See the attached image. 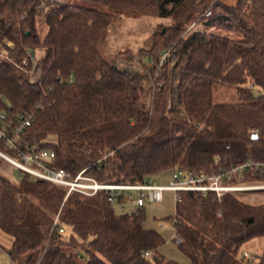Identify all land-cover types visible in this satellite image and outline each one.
Wrapping results in <instances>:
<instances>
[{
  "label": "trees",
  "instance_id": "1",
  "mask_svg": "<svg viewBox=\"0 0 264 264\" xmlns=\"http://www.w3.org/2000/svg\"><path fill=\"white\" fill-rule=\"evenodd\" d=\"M123 15L158 22L135 53L109 59L101 47ZM219 89L235 100L216 101ZM1 112L31 121L18 150L52 149L55 168L86 169L98 183L141 184L176 167L209 175L264 165V0H0ZM0 152L17 155L1 140ZM246 181L264 183V172ZM133 198L122 192L116 206ZM114 207L103 191L67 195L0 173L12 264H264V201L244 193H179L163 219L186 263L161 252L165 239L145 226L146 206ZM255 239L263 250L249 263L242 247Z\"/></svg>",
  "mask_w": 264,
  "mask_h": 264
},
{
  "label": "built area",
  "instance_id": "2",
  "mask_svg": "<svg viewBox=\"0 0 264 264\" xmlns=\"http://www.w3.org/2000/svg\"><path fill=\"white\" fill-rule=\"evenodd\" d=\"M9 107V104L6 103V108ZM30 122L29 118L13 116L9 119L4 112L0 113V140L8 149L17 152L16 158L4 155L1 152L0 157L16 169L19 176L26 174L30 179L41 180L57 187L66 188L67 195L77 193L84 197H93L103 191L107 202L112 206H116L118 205L117 198L122 192H132L134 198L131 205L140 208L161 204L166 193L171 194L175 205L179 200L180 192H197L202 197L212 193L219 200L228 193L264 190V183L246 181L248 175L254 177L264 172L263 164L251 161L209 175L191 173L183 168L176 167L170 171L169 180L166 183H159L153 179L141 184L98 183L85 174L86 169L72 176L63 169H57L53 166L55 153L52 149L41 148L35 144L27 146L24 151L18 150L17 144L20 143L21 135L30 125ZM121 210L129 214L124 207ZM60 232L62 231L60 230ZM173 240L177 246L181 243V239L176 236ZM145 256L149 257L150 253L147 252ZM243 258L249 263L254 262L253 256L248 255L247 252L243 253Z\"/></svg>",
  "mask_w": 264,
  "mask_h": 264
},
{
  "label": "rangeland",
  "instance_id": "3",
  "mask_svg": "<svg viewBox=\"0 0 264 264\" xmlns=\"http://www.w3.org/2000/svg\"><path fill=\"white\" fill-rule=\"evenodd\" d=\"M64 2L65 0H61ZM227 5H233L235 4L236 0H221ZM122 22L116 23L114 28H111L108 31L107 38L104 41V44L101 47V52L103 55L109 59L115 58L116 54L119 51H124L126 49H130L132 53H135L138 47L141 45V43L146 39L147 34L149 33V26L155 25L158 20L154 19H147L146 17H134L131 15H123ZM161 26L170 24L168 20H162L160 21ZM201 28V25L198 24L197 26L191 25L187 27V31H193L198 30ZM40 57V53H36V58ZM124 57V55H122ZM220 91L216 92V101H223V102H232L234 101L235 95L227 93V90L219 89ZM254 94L257 96L261 93L260 90L255 89ZM233 95V96H232ZM52 140H54L52 138ZM0 160L2 161V165L0 167V173L8 177V179L12 182L17 181L21 176H19V172L8 165L1 157ZM156 177H153L155 180ZM263 189H257L254 191H250L247 193H244V197L246 200L252 203H261L264 201V193H260ZM114 210L117 214H122V210L115 206ZM126 210L128 212L134 211L133 207L127 203L126 204ZM159 228V232L165 234L170 232V235L173 234L172 229V223L169 221H166L165 219L157 218L155 228ZM167 231V232H166ZM9 236L5 234L0 229V252H4L7 250L9 246ZM263 250V240L262 239H255L252 241L247 242L243 247L242 251H245L248 253V255L255 257H258L261 255Z\"/></svg>",
  "mask_w": 264,
  "mask_h": 264
},
{
  "label": "crops",
  "instance_id": "4",
  "mask_svg": "<svg viewBox=\"0 0 264 264\" xmlns=\"http://www.w3.org/2000/svg\"><path fill=\"white\" fill-rule=\"evenodd\" d=\"M154 180V179H153ZM169 180V172H164L158 176H156L155 180L159 183H166ZM147 217L145 220V226L148 228H155L157 218H164L166 216H170L174 213V204L172 201V196L170 193H166L164 195V200L161 204L146 206ZM162 229L161 227H157L156 229ZM173 231V230H172ZM167 232V231H166ZM161 233V232H160ZM165 239L164 246L160 249L161 252L170 259L178 261L180 263H186L185 258L178 252L177 245L174 244V231L173 234L170 235L168 233H161ZM9 247V246H8ZM0 264H12L6 251L0 252Z\"/></svg>",
  "mask_w": 264,
  "mask_h": 264
},
{
  "label": "water",
  "instance_id": "5",
  "mask_svg": "<svg viewBox=\"0 0 264 264\" xmlns=\"http://www.w3.org/2000/svg\"><path fill=\"white\" fill-rule=\"evenodd\" d=\"M255 138H256V134H253L252 139H255Z\"/></svg>",
  "mask_w": 264,
  "mask_h": 264
}]
</instances>
